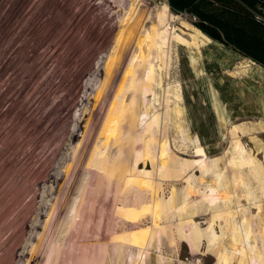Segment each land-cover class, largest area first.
<instances>
[{
  "label": "rangeland",
  "instance_id": "obj_1",
  "mask_svg": "<svg viewBox=\"0 0 264 264\" xmlns=\"http://www.w3.org/2000/svg\"><path fill=\"white\" fill-rule=\"evenodd\" d=\"M16 1L0 6V264H264V66L168 0L140 1L195 46L143 68L133 0Z\"/></svg>",
  "mask_w": 264,
  "mask_h": 264
},
{
  "label": "trees",
  "instance_id": "obj_2",
  "mask_svg": "<svg viewBox=\"0 0 264 264\" xmlns=\"http://www.w3.org/2000/svg\"><path fill=\"white\" fill-rule=\"evenodd\" d=\"M172 11L189 13L212 39L264 66V0H168Z\"/></svg>",
  "mask_w": 264,
  "mask_h": 264
},
{
  "label": "bare ground",
  "instance_id": "obj_3",
  "mask_svg": "<svg viewBox=\"0 0 264 264\" xmlns=\"http://www.w3.org/2000/svg\"><path fill=\"white\" fill-rule=\"evenodd\" d=\"M7 1V0H6ZM63 1V0H62ZM129 2V1H128ZM21 0H18L15 2V4L18 6H21ZM55 3V2H54ZM67 3V2H66ZM130 3V2H129ZM5 4V2H2L0 0V6L2 7ZM56 6V7H55ZM149 5L143 4L140 0H133L130 3V11H131V18L134 15L138 18L137 26H134L139 28V25H141L143 22L146 23V21L150 22L151 25L149 26L148 30L146 31V34L144 38H142L140 45L142 48V53H141V58H143V63H140V68H143L144 65L147 64L148 60H151V53L155 52L157 55L158 59H162L164 55L167 54V49L170 48V45L176 42H184L189 45H194L195 41H187L185 38L183 39L181 36L177 34L176 30V25L174 23V16L172 17V14L169 11L168 5H165L161 8H153V7H148ZM0 7V8H1ZM3 8V7H2ZM72 8V7H71ZM48 9L51 10V13L57 12L58 10H64L62 4L57 2L55 5H53V10L49 6ZM57 9V10H55ZM29 10V9H28ZM49 10V11H50ZM14 11V10H13ZM43 11V10H42ZM48 11V10H46ZM107 11V10H106ZM32 12V10H31ZM75 12V11H74ZM100 13V12H99ZM108 13V11H107ZM57 15V14H56ZM128 15V14H127ZM130 15V14H129ZM174 15V14H173ZM69 16V14H68ZM81 16V15H80ZM84 16V15H83ZM45 17V16H44ZM50 17V16H49ZM54 17V16H53ZM11 18V17H9ZM72 18V17H71ZM127 18V17H126ZM136 18V19H137ZM50 19V18H49ZM60 19V18H59ZM128 19V18H127ZM135 19V20H136ZM74 20V19H73ZM53 21V20H51ZM51 21H49L51 23ZM177 21V20H176ZM47 22V23H49ZM55 22V21H54ZM46 23V24H47ZM70 23V22H69ZM80 24V23H79ZM128 24L133 25L130 23L128 20ZM144 24V23H143ZM142 24V25H143ZM25 25V23H24ZM27 25V24H26ZM37 25V24H36ZM127 25V24H125ZM141 25V26H142ZM80 26V25H79ZM144 26V25H143ZM142 26V27H143ZM48 27V26H47ZM148 27V26H147ZM145 28V27H144ZM41 27L39 28H34V30H29L27 27L23 29V33L20 34L21 38V48H22V53H25L28 48L30 43L33 41H37L40 37L41 34ZM75 30V29H74ZM135 29H133L134 31ZM140 30V29H139ZM144 30V29H143ZM143 30L141 32H143ZM140 32V31H139ZM134 33V32H132ZM138 33V32H137ZM140 34V33H138ZM144 35V34H143ZM26 36L27 38H23ZM82 43V42H81ZM183 43V44H184ZM197 43V42H196ZM139 45V47H140ZM137 46V45H136ZM175 46V45H174ZM195 46V45H194ZM147 52V53H146ZM147 60V61H146ZM155 64V63H154ZM151 65V64H150ZM152 66V65H151ZM153 67V66H152ZM151 67V69H152ZM152 71V70H151ZM149 79H152V76H149ZM165 147V146H164ZM122 210V207H120ZM124 208V207H123ZM120 210V209H119ZM124 217V216H123ZM126 218V217H125ZM215 237V236H214ZM248 237V235H247ZM246 238V237H245ZM243 240V239H242ZM247 240V239H246ZM244 241V240H243ZM249 241V240H247ZM246 242V241H245ZM247 243V242H246ZM249 244V243H248ZM226 257V256H224ZM223 259V257H222ZM225 259V258H224ZM228 259V258H227ZM224 261V260H223Z\"/></svg>",
  "mask_w": 264,
  "mask_h": 264
},
{
  "label": "built area",
  "instance_id": "obj_4",
  "mask_svg": "<svg viewBox=\"0 0 264 264\" xmlns=\"http://www.w3.org/2000/svg\"><path fill=\"white\" fill-rule=\"evenodd\" d=\"M258 18L264 21V5L261 7L260 12L258 13Z\"/></svg>",
  "mask_w": 264,
  "mask_h": 264
}]
</instances>
